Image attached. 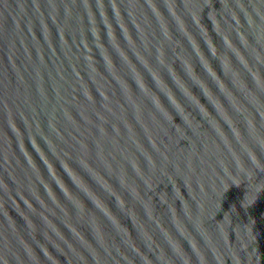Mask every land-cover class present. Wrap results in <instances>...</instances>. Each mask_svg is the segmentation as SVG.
I'll return each mask as SVG.
<instances>
[{"label":"water","instance_id":"water-1","mask_svg":"<svg viewBox=\"0 0 264 264\" xmlns=\"http://www.w3.org/2000/svg\"><path fill=\"white\" fill-rule=\"evenodd\" d=\"M0 264H264V0H0Z\"/></svg>","mask_w":264,"mask_h":264}]
</instances>
